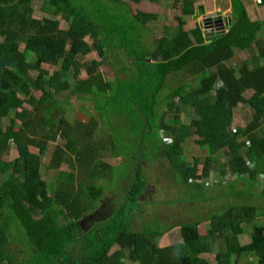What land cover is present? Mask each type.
Here are the masks:
<instances>
[{
  "label": "trees",
  "instance_id": "trees-1",
  "mask_svg": "<svg viewBox=\"0 0 264 264\" xmlns=\"http://www.w3.org/2000/svg\"><path fill=\"white\" fill-rule=\"evenodd\" d=\"M231 3L232 16L247 21L242 27L245 33L233 23L223 26L225 33L210 36L196 24L186 31L183 18L200 11L194 0H172V7L181 13L173 17L174 29L165 27L153 46L146 48L142 36L153 33L157 14L132 13L122 0H42L40 11L49 16L41 18L33 17V0H0V264H29V260H33L30 264H194L201 255L212 252L214 240L220 241L216 264H239L246 256L254 259L250 264H264V220L253 225L249 243L240 245L238 241L241 225L251 224L258 211L264 214V207L235 205L210 215L207 234L182 245L157 247L154 240L184 223L161 229L162 225L152 221L139 232L128 225L127 210L137 207L135 201L143 187L140 163L160 152L183 186L193 183L195 191L207 187L188 182L184 148L192 136L205 149L200 158L202 177L210 179L212 191L226 185L233 188L236 179L246 178L251 184L236 192L248 196L260 178L264 198V66L257 64L264 58V19L250 21L239 0ZM230 34L235 41L223 42ZM247 46L255 47V52L243 57ZM92 50L97 60L77 59ZM238 53L243 58L233 64ZM110 54L117 66L113 91L106 94L110 83H95L92 74ZM44 63L57 66V74ZM18 90L26 97L20 98ZM64 90L71 97L89 101L103 127L115 125L114 114L118 126L128 129L124 139L116 135L115 142L104 132L105 137L95 141L97 121L92 115L84 124L68 122L62 114L63 101L54 96V91ZM172 101L192 110L188 125L175 123L179 116L173 112L176 105ZM239 105L250 114L242 128L234 125ZM157 107L164 108L160 114ZM17 120L18 155L4 160ZM56 136L70 140L76 151L71 157L54 145L47 169H54L56 176L49 189L41 175L42 158L31 147L41 150ZM105 147L115 148L121 155L122 178L128 182L123 199L113 201L112 214L81 232L79 221L85 216L105 213L96 207L105 186L77 181L74 189L73 162L77 174L85 168L90 181L105 168L111 177V166L83 163L89 153ZM218 152L225 154L226 162L217 164ZM63 163L72 171L60 169ZM11 227L22 237L21 242L12 240ZM78 242L85 245L83 256L66 261L69 247ZM19 246L22 252H16Z\"/></svg>",
  "mask_w": 264,
  "mask_h": 264
},
{
  "label": "rangeland",
  "instance_id": "rangeland-1",
  "mask_svg": "<svg viewBox=\"0 0 264 264\" xmlns=\"http://www.w3.org/2000/svg\"><path fill=\"white\" fill-rule=\"evenodd\" d=\"M125 2L130 12H134L135 10H141L144 12H153L157 14V20L152 23L154 24L153 33L149 34L144 33L142 36L144 41L146 42L145 47L149 48L153 46L154 38L159 36L164 28H168L171 31L174 29L175 21L173 19L174 16H180L181 13L177 8L172 7V0H140L138 2H133L132 0H122ZM246 5V12L249 20L251 21H261L264 19V5H257L259 0H241ZM42 0H33V17L41 18L42 16H49V14L40 11V5ZM198 6L203 7V12L195 11L196 15L191 17H184V29L188 31V29L192 28L193 24L198 25L202 28L203 33L209 34H217L216 32H220L221 29L212 31V25L210 24L213 20H217L220 17L223 21L227 18V12H230V19L235 26L241 29V33L244 32L243 26H246L247 21L240 17L239 20L235 19L232 16V9L230 0H194V7ZM228 15V17H229ZM58 18V17H56ZM230 23V26L231 24ZM59 24L61 27H65V22L59 19ZM203 28L206 29L204 32ZM225 33V32H224ZM239 33V35L241 34ZM245 33V32H244ZM259 34L263 32L259 31ZM257 33V34H258ZM212 34V35H213ZM206 36V35H205ZM204 36V37H205ZM229 38V39H228ZM244 39V43H246V39ZM84 40L87 43H91V38L89 36H85ZM233 43L235 38L233 35L223 39V42ZM24 44H20V48H23ZM247 46L245 50H243L244 56L248 57L249 53L255 52V47ZM199 49V48H198ZM197 49V50H198ZM240 53V52H239ZM239 53L236 55L233 64L238 62L239 59H242ZM241 54V53H240ZM242 55V54H241ZM29 57L32 54L28 55ZM98 59L97 54L94 50L89 52L83 57H77L78 60H86V59ZM231 64V63H230ZM257 64L264 66V58L258 62ZM46 68L49 69L53 74H57L58 67L51 66L48 64H43ZM116 62L113 61L111 54L105 63L99 65L95 72L92 74V79L95 83L107 81L110 83V88L105 91L106 94H111L114 88V76L113 71L116 72ZM81 75H84L81 73ZM69 82H72L70 79ZM32 88L35 89L33 85ZM54 96L56 99L63 101V116L64 118L74 124L75 121L80 120L82 124L88 122L89 116H94L97 123L94 126V137L95 141L100 138H104L105 136L102 134L106 132L111 136V140L116 142L117 136H120V139H124L127 134L126 127L118 126L117 118L114 114H111V118L114 121L115 125L112 127H103L102 120L99 117L98 113H96L92 104L89 101L79 100L74 97H71L69 94V90L64 91H54ZM166 93L167 91L164 90ZM18 95L20 98H25L24 92L18 90ZM176 106L173 107V112L175 115H178L179 118L175 121L176 124H186L188 125L193 118L192 110L183 105L177 104L176 101H172ZM24 106L28 107L25 103ZM164 108L157 107V113L160 114ZM238 110L236 111V115H234V125L238 128H242L245 125L246 119L250 116L245 106L239 105ZM13 115V112L10 114ZM124 117V115H122ZM167 118L172 117V113L166 116ZM17 124L13 128V132L10 136V148L6 154H4V160H12L14 157L18 155L16 149V140H17V132L20 121L17 120ZM54 123L50 122V127H53ZM264 128V127H263ZM158 136H161V131H158ZM196 137H190L187 140L184 148V154L186 160L189 163V180L188 182H201L206 185V188H199L197 191L193 190L195 188L192 183L191 186L185 187L183 184L177 181L178 176L175 175L172 167L170 166L168 160L164 156V153L160 152L156 154L154 158H148L140 163V168L143 177V187L142 192L136 198L137 207L134 210H127L128 216V225L131 230L139 232L143 229L144 225L154 221L158 224L162 225L161 229L166 225L180 224L179 226H173L168 232L164 233L162 236L157 237L154 240V243L157 247H163L167 245H182L186 242L196 240L200 236H204L207 234V229L209 228V216L217 215L227 210L228 208L235 205H255L256 207H264V198L260 195V188L263 185V181L259 178L254 182V187L250 188V194L247 196L241 195L236 191H244L247 189V185L251 184V181L246 180V178H240L239 180H235L237 185L233 188H230L228 185L215 187L213 189L214 194L211 193V187H209L210 179H203L202 177V162H200V158L206 154L204 148H199L195 143ZM100 142V140H99ZM54 145H58L64 150L69 156H73L76 151V146L68 139L62 138L60 136H56L54 140H50L47 145L43 149H38L35 147H31V150L39 153L42 158V168L41 175L42 178L46 180L49 184V189L54 187L52 184L55 179V170L47 169V166L50 161V157L52 151L54 149ZM116 145V144H115ZM90 155L86 156L83 159V163L86 165H109L112 168V176L108 177L106 175L107 168H105L104 172L98 174V178L90 181L85 177L86 169L81 170L82 172L77 174L75 162H73V182L74 189H76V182L82 181L84 185H88L93 183L97 186L99 183L105 186L101 198L97 201L96 207H102L105 213L100 212L92 214L90 216H94V220L92 221V217L85 216L82 220L79 221V226L81 227L80 231L85 232L91 224L96 223L98 220H102L106 217V215H111L113 212L112 206L114 200H122L124 195V190L126 188L127 179L122 178L125 169L121 167L122 165V157L118 153V151L114 148L109 150L107 147L101 150L99 149L96 152L89 153ZM215 159L217 164H222L226 162L227 157L225 154H221L218 152L215 155ZM60 169L70 170L72 169L67 166V164H61ZM101 169H104L101 167ZM102 181H100V179ZM228 178V176H226ZM230 179V178H228ZM245 181H247L245 183ZM246 184V185H245ZM209 187V188H208ZM225 188H227L225 190ZM234 189V190H232ZM190 191V193H188ZM193 191V193H191ZM195 191V192H194ZM212 191V192H213ZM244 194V193H242ZM219 195V196H217ZM213 196V198H212ZM216 196V197H215ZM63 211L61 210V213ZM259 212V213H258ZM256 218L253 220L251 224H242L243 228L242 234L238 237V241L240 245H245L250 242L251 235L253 232V225L261 223L264 220V214L258 211ZM197 222H200L198 224ZM149 225V224H148ZM151 225V224H150ZM13 227V226H12ZM9 229L12 232V240L16 242H21L22 237L18 236L15 230ZM16 229V228H14ZM219 240H214L212 243V252L209 254L201 255L196 259L194 264H216L215 254L219 248ZM18 246V245H17ZM22 247L19 246L16 249V252H22ZM85 252V245L80 244L79 242L74 246L69 247L68 249V258L66 261L76 260L83 256ZM1 257V256H0ZM28 259L26 258L25 261ZM253 258L250 256H246L245 258H241L239 264H250L253 263ZM33 260H29V264L32 263Z\"/></svg>",
  "mask_w": 264,
  "mask_h": 264
},
{
  "label": "crops",
  "instance_id": "crops-1",
  "mask_svg": "<svg viewBox=\"0 0 264 264\" xmlns=\"http://www.w3.org/2000/svg\"><path fill=\"white\" fill-rule=\"evenodd\" d=\"M240 1V3H241V5H242V7H243V9H244V11H245V13H246V15H247V12H246V5H245V3L243 2V1H241V0H239ZM230 4H231V9H233V6H232V3H231V0H230ZM257 5H260V6H263L264 4H262V0H259V2H257ZM200 7L201 6H198L197 7V9H198V11H200V12H203V7H201V9H200ZM232 13V12H231ZM230 14V12H227V17H228V15ZM193 16H195V12L193 13ZM229 17H230V15H229ZM248 17V16H247ZM248 19H249V17H248ZM231 20V19H230ZM251 21V20H250ZM230 23H232V22H230ZM93 59V58H92ZM96 60V59H95ZM164 247V246H163Z\"/></svg>",
  "mask_w": 264,
  "mask_h": 264
},
{
  "label": "water",
  "instance_id": "water-1",
  "mask_svg": "<svg viewBox=\"0 0 264 264\" xmlns=\"http://www.w3.org/2000/svg\"><path fill=\"white\" fill-rule=\"evenodd\" d=\"M200 9H201V7H200ZM195 15H196V13H195ZM230 22H231L230 17H227L226 21H224V22L222 21V19L219 18L216 20V23L219 25L215 26L214 28L216 30L221 29V31L224 32L223 26H228L230 24Z\"/></svg>",
  "mask_w": 264,
  "mask_h": 264
},
{
  "label": "flooded vegetation",
  "instance_id": "flooded-vegetation-1",
  "mask_svg": "<svg viewBox=\"0 0 264 264\" xmlns=\"http://www.w3.org/2000/svg\"><path fill=\"white\" fill-rule=\"evenodd\" d=\"M210 24L212 25L211 26L212 28H214L215 26L219 25V24L216 23V20H213Z\"/></svg>",
  "mask_w": 264,
  "mask_h": 264
},
{
  "label": "clouds",
  "instance_id": "clouds-1",
  "mask_svg": "<svg viewBox=\"0 0 264 264\" xmlns=\"http://www.w3.org/2000/svg\"><path fill=\"white\" fill-rule=\"evenodd\" d=\"M220 17H218V19H219ZM221 19V18H220ZM223 21V20H222ZM225 21H226V19H225ZM224 22V21H223ZM205 29V28H204ZM206 30V29H205Z\"/></svg>",
  "mask_w": 264,
  "mask_h": 264
}]
</instances>
